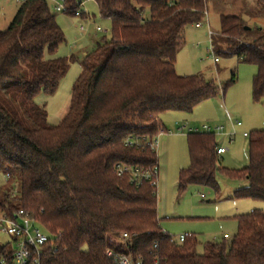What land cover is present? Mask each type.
<instances>
[{"label":"trees","instance_id":"16d2710c","mask_svg":"<svg viewBox=\"0 0 264 264\" xmlns=\"http://www.w3.org/2000/svg\"><path fill=\"white\" fill-rule=\"evenodd\" d=\"M264 9V0H255ZM101 18L111 22V38L96 41L81 62L67 114L58 126L36 103L53 96L78 58L54 57L66 42L47 0H24L7 30L0 32V174L20 182L18 197L0 194V211L24 210L51 236L42 264H113L108 250L128 254L143 264H264V213L235 218L230 243L204 246L189 235L171 242L161 226L156 188L137 186L118 167L152 170L158 154L146 147L163 128L160 117L192 113L203 102L226 94L237 76L219 86L203 76L181 77L177 56L185 31L208 15L207 0H95ZM83 2L65 0L74 17ZM85 16V14L83 15ZM220 55L253 65L252 95L264 101V37L248 42L242 18L222 17ZM262 32V31H260ZM249 165L231 171L219 165L216 137L191 132L190 167L179 175L178 192L210 187L219 196L217 174L247 186L236 200L264 203V129L248 137ZM141 147H130L129 140ZM20 193V195H19ZM130 236L129 247L120 242ZM11 244H0V261L12 260Z\"/></svg>","mask_w":264,"mask_h":264},{"label":"rangeland","instance_id":"374dc122","mask_svg":"<svg viewBox=\"0 0 264 264\" xmlns=\"http://www.w3.org/2000/svg\"><path fill=\"white\" fill-rule=\"evenodd\" d=\"M23 0H0V32L8 29L16 16ZM57 16V23L63 30L66 42L56 55L51 58H78L53 96L41 95L36 103L48 113V124L58 126L67 114L72 92L78 80L81 62L96 46V41L103 37L111 38V22L101 18L95 0H77L83 2L81 11L87 15L85 31L79 27L80 20L64 12H56L60 0H47ZM208 15L201 28L190 25L186 28V45L177 56L176 72L181 77L201 75L206 80H213L223 87L233 76L237 82L231 86L225 96L203 102L192 113L170 112L160 117L162 127L166 129L159 137V187L158 215L162 230L178 240L180 236H195L199 242L198 253H204V246L223 241L230 243L237 234L238 216L254 211L264 213V203L252 200H236L234 193L247 186L245 181L232 180L217 174L220 195L205 186H190L180 195L178 192L179 175L190 167V155L187 137L191 132L204 133L205 126L224 128L226 134L235 131L230 144L223 135H216L219 146L228 147L229 152L219 157V165L231 171H239L249 165V138L253 132L264 129V101L255 102L252 95L253 79L257 68L241 63L237 58H224L220 53L227 50V44L220 36L221 18H242L249 29L248 42H255L264 37V9L255 0H207ZM100 27L101 32H97ZM210 31L213 36H210ZM262 31V32H260ZM218 59V62L215 60ZM240 122L242 127L234 128ZM7 176L0 174V194L8 193L11 199L18 197L20 182L7 183ZM20 195V193H19ZM230 236L224 239V235ZM10 242L0 235V244Z\"/></svg>","mask_w":264,"mask_h":264},{"label":"built area","instance_id":"2783aa9c","mask_svg":"<svg viewBox=\"0 0 264 264\" xmlns=\"http://www.w3.org/2000/svg\"><path fill=\"white\" fill-rule=\"evenodd\" d=\"M24 1V0H23ZM66 10L65 0H60V3L55 8L56 12H64ZM85 13L78 11L75 13L74 18L80 20L79 27L82 31H85V23L89 21L84 18ZM87 15V14H85ZM202 24H197L196 28H201ZM97 32H101V28L97 27ZM210 36H213L210 31ZM218 62V59L215 60ZM234 128L242 127L240 122L233 124ZM203 131L205 133H210L220 136H225L230 144L233 143V137L235 136V131L226 134L224 128L216 127L215 129L210 126H205ZM199 132V131H195ZM163 131L161 132V134ZM160 134V135H161ZM155 138L153 141L146 142V147H149L152 151H155L158 154L159 149V137ZM245 138H248V134H244ZM127 145L130 147L136 146L141 147L142 144L138 140H129ZM229 152L228 147L217 146L216 153L218 157H221ZM118 175L123 176L125 174L130 175L132 182L137 186L143 184L144 181H150L152 186L157 190L156 195L158 194L159 187V167H155L152 170H141L139 168H123L118 167ZM0 235L6 236L10 239L12 246V260H1L0 264H42V259L44 257L45 250L53 243L51 236H49L43 228H41L36 221L31 217L29 213L20 209L15 211L12 215L4 211H0ZM189 235L180 236L178 240H175L171 237V242H177L182 244L185 242L186 238ZM225 239H229L228 235H225ZM130 236L125 233L122 235L120 242L124 244L127 248L129 247ZM107 256L111 259L113 264H143L142 261L135 260L132 256L130 250L128 249V254H118L112 250H108ZM155 264H161L159 260Z\"/></svg>","mask_w":264,"mask_h":264},{"label":"crops","instance_id":"0c3cea01","mask_svg":"<svg viewBox=\"0 0 264 264\" xmlns=\"http://www.w3.org/2000/svg\"><path fill=\"white\" fill-rule=\"evenodd\" d=\"M162 128H163V127H162ZM163 130H164V132H166V129H165V128H163ZM163 130H162V131H163ZM244 138H245V137H244ZM225 235H227V234H225ZM225 235H224L223 237H225ZM229 237H230V236H229ZM224 239H225V238H224Z\"/></svg>","mask_w":264,"mask_h":264},{"label":"water","instance_id":"95a60500","mask_svg":"<svg viewBox=\"0 0 264 264\" xmlns=\"http://www.w3.org/2000/svg\"><path fill=\"white\" fill-rule=\"evenodd\" d=\"M246 30H249V29H247V28H245Z\"/></svg>","mask_w":264,"mask_h":264}]
</instances>
